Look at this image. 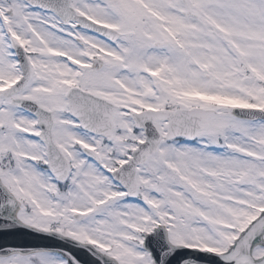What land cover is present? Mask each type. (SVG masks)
Instances as JSON below:
<instances>
[{"label": "snow or ice", "instance_id": "1", "mask_svg": "<svg viewBox=\"0 0 264 264\" xmlns=\"http://www.w3.org/2000/svg\"><path fill=\"white\" fill-rule=\"evenodd\" d=\"M0 264H264V0H0Z\"/></svg>", "mask_w": 264, "mask_h": 264}, {"label": "water", "instance_id": "2", "mask_svg": "<svg viewBox=\"0 0 264 264\" xmlns=\"http://www.w3.org/2000/svg\"><path fill=\"white\" fill-rule=\"evenodd\" d=\"M24 239H25V240H28V239H30V238H28V237H25Z\"/></svg>", "mask_w": 264, "mask_h": 264}]
</instances>
